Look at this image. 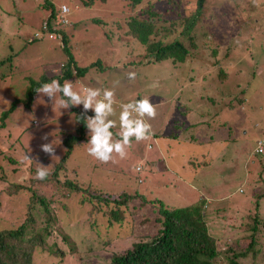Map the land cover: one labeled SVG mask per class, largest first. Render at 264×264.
Masks as SVG:
<instances>
[{
  "label": "rangeland",
  "instance_id": "374dc122",
  "mask_svg": "<svg viewBox=\"0 0 264 264\" xmlns=\"http://www.w3.org/2000/svg\"><path fill=\"white\" fill-rule=\"evenodd\" d=\"M52 1L56 8L59 5L66 8L67 22L75 23L74 27L67 28L69 30L66 31L68 35L67 51L61 49L60 37L54 34H42L39 39H32L31 41L32 33L34 31L39 32L40 23L47 16V11L39 7L41 0H0V59L5 60L11 49L14 54L11 64L5 61L0 64V113L9 109L8 106L13 99L23 98L29 83L28 80L38 81L42 75L47 77L59 76L60 66L66 62V59H72L78 67H89L99 59L102 63L112 67L106 71L125 80V75L117 73L118 68L115 67L117 63H113L115 61H120L119 64L127 63L130 59L129 55L132 53L139 52L136 56H143L142 49H133L135 42L127 33L126 20L133 16H139L142 8L146 5H152L153 9L161 12L162 15L166 9H169L170 13L163 17L167 19L168 24L170 22L176 24L181 21L180 15L184 11L186 13L193 11L197 0H142L132 9L128 7L126 0H105L107 4L103 5L96 1V4L91 8L81 7L78 0ZM201 12L199 21L197 25H194L191 33L193 46L191 47L182 41L184 48L188 51L186 62L204 59L216 85V79L228 76L229 80L224 81L226 86L224 93L226 95L217 97L216 103L218 102V105L216 104L214 107L201 97L197 99V96L193 95L197 91L187 89L186 94L188 96L193 95L192 97L195 98L193 103L197 100L202 101L210 110L220 104L231 103L234 105L235 102L243 98L242 114L244 120L241 125L243 129L240 131L243 132V135L239 137L237 143L245 156L246 168H249L251 164L249 159H255L259 156L254 151L256 140L263 141L264 151V0H255V2L254 0H204ZM144 15L141 14L139 18H145ZM92 19H99V23L102 24L100 26L95 23L86 27L82 26ZM109 29L114 31L113 34L109 32ZM175 29L180 30V25L176 26ZM163 62L165 61L143 67L138 72L142 76L140 80L141 90L146 89V94H156L157 99L160 100L162 98L167 100L168 93L169 99H171L173 92L171 83H174L175 86L179 82L180 85H183L184 80L188 81L186 73L189 72V67L193 71L194 77L200 78L207 73L206 69L195 65L197 62H188V64L191 63L189 67L185 62L177 68L171 61H167L169 63L165 65ZM178 71L183 73L180 78L174 77L173 80L166 77V75L171 77ZM95 73V69L92 68L82 78L72 76L66 80L73 82L75 91H80L84 86L98 88L99 79L105 75V87L114 90L115 104L120 105L121 101H125L121 97L122 89L119 90L118 88L121 83L117 79L115 86L114 83H111V77L106 73L100 75L99 78L92 79ZM192 76L191 79H194L192 82H195L196 80ZM188 84L192 86V83ZM224 85L221 83L220 87ZM158 86L162 87V90L159 91ZM227 96L229 99L225 100ZM57 97H60L59 93ZM130 101L132 100L128 99L125 102ZM239 107L240 105H238ZM73 109L79 113L84 111L82 105L61 109L58 105H52L48 97L41 96L39 98L38 94L35 93L28 107L24 108L22 104L15 106L4 121V128L0 129V229L9 227L10 224L15 226L23 219L27 201L31 197L28 189H32L45 200H50L51 234L46 239V246L55 242L57 247L65 252L64 256L55 257L50 255L47 250L37 249L32 255L33 264H101L100 262L108 255L101 251H93L94 246L89 248L95 238L90 220L94 221L100 232L112 237L108 247L111 249L110 254L123 251V248L119 246L120 243L125 242L123 236L125 227L131 230L132 237L152 236L158 229V225L153 223L151 216L152 221L141 222L147 213L143 216L138 215L136 208L141 206L138 198L130 199L127 207L123 210L125 220L122 222V227H113L111 230L105 229V218L106 211L113 209V206L96 204L89 197L90 194L87 191L94 190L114 195L125 191L126 195L133 196L138 191L135 187L139 185V189H145L143 193L153 195L155 192L146 189L148 177L151 178L156 171L157 175L153 176L156 179L160 177L164 180H171L169 178L173 175L168 170L165 172L159 170L162 159H157V155L153 154L157 150L153 141H150V148L146 146L148 149L146 153L151 154L150 157L154 160L152 168H155V172L151 175L147 169L149 157L138 158L140 161L138 163L139 171H133L138 160L132 155L140 156V148H145L143 143L138 142L137 145H134L131 142L130 147L126 148L127 154L124 158L113 153V159L103 163L88 154V140L85 137L80 143L73 144L69 155L65 158L62 169L57 172L59 181L64 179L72 181L83 190L82 193H68L61 190L59 185L49 180V177L45 180L38 179L36 171L30 170V165L34 166L36 170L39 167L38 163L48 166L50 174L65 153L64 138L66 136H78V132L75 131L78 125L75 122ZM222 109L226 110V107H222ZM181 110H184L183 107ZM88 113L94 115L91 110H88L87 115ZM118 115L119 109L116 111L115 117ZM239 116L236 120L239 119ZM116 120L119 122L118 118ZM117 127H119L118 123ZM117 127L111 129L114 139H119L116 135L119 131ZM232 127L235 129L236 126ZM86 132L88 134V129ZM230 134L233 135L232 130ZM45 135L48 136L47 141L42 139ZM198 136L205 140L207 133L200 131ZM52 140L56 147L55 155L59 157L58 159H51L40 147ZM134 146L137 147L134 149ZM209 148L212 149V152L219 149L217 145H210ZM25 155H29L32 160H25ZM173 156L169 159V164L174 163V160L178 158L174 154ZM237 160L238 158L234 159V161ZM201 161L202 159L198 158L194 160V163L197 164ZM259 169L256 171L259 172ZM223 170L221 169V173ZM189 173H192V169ZM243 174L239 172V180L236 177L224 178L223 184H220L217 181L221 175L218 169L210 167L202 169L201 166L199 175L188 183V190L199 189V186L203 184V186L212 187L215 193L229 189L230 194L244 197L245 192L242 190V185L239 184ZM138 179L143 180L141 185L137 182ZM247 181H249V192L254 194L251 204L259 203V206H255L260 210L264 207V184L252 175L247 178ZM122 187L126 188L123 189ZM159 191L163 193L161 189ZM256 196L260 198V201L254 199ZM232 198L233 196L228 198L227 206ZM217 207L225 208L223 205ZM229 215L237 218L241 216V212L234 211ZM33 216L36 226H45L41 210L36 209ZM210 218L207 217L209 232L222 233L225 222L221 219ZM129 219L132 220L131 224H129ZM227 231L229 233L227 237L241 234L236 227H228ZM63 237L67 238L68 246L61 245ZM225 241L231 242L229 238H226Z\"/></svg>",
  "mask_w": 264,
  "mask_h": 264
},
{
  "label": "trees",
  "instance_id": "16d2710c",
  "mask_svg": "<svg viewBox=\"0 0 264 264\" xmlns=\"http://www.w3.org/2000/svg\"><path fill=\"white\" fill-rule=\"evenodd\" d=\"M96 1L102 5L107 4L105 0H78L81 7L84 8H91L96 4ZM126 1L130 9L142 2V0ZM203 1L204 0H197L196 7L192 12L186 13L184 11L183 14L180 15L181 21L176 24L175 22H170L168 24L167 19L163 17L170 13L169 9H166L164 15H162L161 12L155 11L152 5H146L141 9L140 15L145 14V18L140 19L139 15L130 17L129 20H126L125 26L127 27V33L135 42L133 49H142L143 56H136L139 52L135 54L132 53L129 55L130 59L127 63L119 64L118 62L120 61H115L113 63H117V65H115V67L118 68L117 73L119 75H125V80L121 79V77L113 76L110 72L106 71L112 69V67L102 63L99 59L93 62L89 67H78L74 64L72 59H66V62L60 66L59 76L53 75L47 77L42 75L38 81L28 80L29 83L24 91L23 98L13 99L8 106L9 109L0 113V129H3L4 121L15 106L22 104L24 108L28 107L32 97L36 93L35 89L42 83L51 82V80L56 79L62 84L64 80L72 76L82 78L87 74L89 69L94 68L96 73L92 79H96V77L99 78L100 75L106 73L111 77L110 80L112 84L114 83L115 86L117 85L115 84L116 79L121 83L118 85V88L119 90L122 89L121 97L124 98L125 101L128 99H139L140 97H150L151 102L154 104L156 117L154 119H148V122L151 124L152 134L148 139L139 141L140 144L143 143L145 146L143 149L140 148L139 158L149 157V166L147 167L148 172H150L149 174L152 175L155 172V168H152L154 166V160L151 159V154L146 153V150H148L146 146L149 148L151 146L150 141L157 139V141L162 144L165 142L164 148L167 150L168 147H170L169 151L177 149L176 145H172L174 140L177 143L181 142L184 144L182 149L183 153L178 152L176 155L178 157L177 161L174 160V163L170 164L171 166L175 164L178 166L171 169L174 172L169 178L171 180H164V178L160 177L157 179L154 178L153 176L155 174L157 175V171L151 178L148 177L146 189L155 192L153 194L154 196L143 193L145 189H139V185L135 187L138 191L135 192L133 196L126 195V193H124L125 191L117 195L105 194L94 190L87 191V193L90 194L89 197L94 200L96 204L113 206V209L106 211L105 229L113 230V227H122V222L125 220L123 210L127 207L128 201L132 198H138L141 202V206L136 208L138 209V215L140 214L143 216L147 213L141 222L147 223L148 221H152L151 219L153 218V223L158 225L155 234L142 237H132L130 233L131 230L125 227V233H128H124L125 242L120 243L119 246L123 248V251L110 254L111 249L108 247L112 241V237L100 232L99 227L93 220H90V225L94 231L93 236H95V238L89 245V248L94 246L93 251H101L108 255L107 258H104L100 262L101 264H222L224 262L226 264H264V207L258 210L255 205L259 206V203L255 205L251 204V199L254 194H251V191L249 192V181H247L245 177H242L241 180L244 184V197H242V195L237 197L238 195L230 194L229 189L215 193L210 186H203V184L199 186V189L188 190V183L195 179L196 176H198L197 171L201 170V168L195 169L196 167H214L221 172V169H229L232 163L235 164L232 154H234V148H239V145L235 135L231 136L230 134L233 129L231 125L229 126V122L233 121L235 117H230L231 114L238 113L237 109L232 110L233 107L238 106L240 104L239 102L243 103V98L238 95L241 100L235 102L234 105L231 103H227V105L220 104L218 107L213 108L212 112L202 101L197 100L193 103L195 98L192 96L196 95L197 99L198 97L203 98L206 102H209L212 107L216 104L218 105V102L216 103V101H218L217 97L225 94L224 91L226 86L224 85V81L229 80L228 76L222 79L215 78L217 81L216 85L213 75L210 69L207 68L204 59H195L186 62L188 51L184 48L182 41L186 42L191 47L193 46V35L191 33L194 25H197L199 17L202 14L201 6ZM39 5L41 9L47 11V16L42 19L39 32L34 31L32 33L31 41L34 39V34L41 35L47 32L59 36L62 42L61 49L67 51L66 41L68 35L66 31L74 27L75 23L71 21L67 22V14L64 15L66 23H62L63 19L58 14L60 5L56 8L52 0H41ZM94 23L99 26L102 24L99 23V19H92L90 22L87 21V23L82 24V26L86 27ZM179 25L180 30H176L175 27ZM109 32L113 34L114 31L109 29ZM9 49H11L10 46ZM11 51L12 49L5 60L0 59V64L4 61L11 64L14 56ZM122 60L125 61L124 59ZM162 61H165L163 65L171 61V63L175 65V68L185 62L188 67L189 64L191 65V63L188 64V62H197L195 65L201 66L204 70L206 69L207 73L197 78V76L194 77V73L189 67V72L186 73L188 75V81L184 80L183 85H180L179 82L175 86L174 83H171L173 85V90L171 89L173 91L170 97L171 99H169L168 93L167 100H165V98L160 100L157 99L156 94H146V89L141 90L140 80L142 76H140L138 72L143 67L161 63ZM129 72L136 73L134 80L128 78L127 74ZM182 74L183 73L178 71L173 74V76L170 77L166 75V77L174 80V77L180 78ZM191 76L195 78V82H192L194 79H191ZM99 80L98 88H108L105 87V75ZM189 82L195 84V90L188 84ZM221 83L224 86L220 87ZM157 89L160 91L162 87L158 86ZM187 89L197 92L192 96H188L186 94L188 92L186 91ZM167 90L169 91V89ZM61 95L62 94L59 93V96ZM125 95H127L126 98ZM118 99L121 100V98ZM227 99H229L228 96L225 100ZM125 101L123 100L121 103H126ZM181 107H183V111H181ZM222 107H226L227 111L222 109ZM114 109L115 112L118 109L119 112L121 110L119 105L116 104L114 105ZM73 111L75 122L78 125V128L75 130L78 132V136H66L64 138L63 146L65 147V153L63 158L59 160L48 177L50 178L49 180L59 185L61 190L68 193H82L83 190L72 181L67 179L59 181V176L57 174L58 170L62 169L65 158L69 155L73 144L76 142L80 143L85 137L87 140L89 139L86 132L87 128L83 120H78V117H80L82 113L77 112L75 109H73ZM221 112L223 113L220 114ZM88 116L92 115L88 113ZM110 118L116 120V118H119V115L117 117L111 116L109 119ZM116 122L119 124L118 120H116ZM188 129L192 130L188 132ZM200 131H205L207 133V138L205 140L200 139L198 136ZM179 134H186L183 141L176 138ZM221 137L223 139H221ZM159 139L165 140L161 141ZM131 142L134 145L138 143L134 138ZM210 145H217L219 149L216 152H212V149L209 148ZM136 147L137 146H134V149ZM153 154L158 155L156 151H154ZM183 154L185 161H183ZM170 158L171 157H169V159ZM198 158H201L202 161L195 164L194 160ZM157 159H160V157L157 156ZM254 162L257 167L260 168L259 172H256L254 177L264 184V151L254 159ZM250 163H252V160ZM190 168L193 170L192 173H189ZM164 169V166L161 165L159 170ZM30 170L35 172L36 168L30 165ZM243 173L245 174L246 172ZM139 180V184L141 185L143 180ZM159 189H161L163 193H160ZM198 190L200 193H198ZM28 192L31 193V197H29L27 201L23 219L15 226L10 224L9 227L0 229V264H33L32 255L37 249L47 250L50 255L55 257L65 255V252L60 250L55 242L49 246L45 244L46 239L51 234L49 223L51 219L49 215L50 200H45L44 197L36 194L32 189H28ZM247 192L249 193L247 194ZM230 196H233V198L227 206L226 202L229 201L228 198ZM254 199L260 201V198L257 196ZM218 205H223L225 208H218ZM213 208L216 209L212 210ZM36 209L41 210L43 213L45 226H36L33 216ZM234 211H237V213L241 212V216L237 218L231 217L229 214L234 213ZM208 216L209 218L212 217L210 219H221L225 222L222 233L214 234L209 232L207 225ZM128 221L129 224H131L132 220L129 219ZM228 227L238 228L241 234L235 236L229 235V237H227L229 234L227 231ZM226 238H229L231 242L227 243L225 241ZM61 245H69L67 238H62Z\"/></svg>",
  "mask_w": 264,
  "mask_h": 264
},
{
  "label": "clouds",
  "instance_id": "9594fccd",
  "mask_svg": "<svg viewBox=\"0 0 264 264\" xmlns=\"http://www.w3.org/2000/svg\"><path fill=\"white\" fill-rule=\"evenodd\" d=\"M127 75L130 80H134L136 77L135 72H129ZM192 87L194 88V90L196 89L195 84L193 83ZM35 92L38 94L39 98L41 96L48 97L51 100L52 105H58L61 109H68L70 107H77L80 105L83 106L84 111L81 116L78 117V120L82 119L83 123L88 129L89 139L87 142V152L89 155L93 156L94 158L103 163H107L112 160L113 153H116L120 158H124L127 154L126 148L130 147L133 138L137 142H139L148 139L152 134L151 124L148 122V119H154L156 117V109L154 104L151 102L150 97H140L139 99H134L128 103H121L119 105L121 109L118 118L119 131L116 134L119 139H114L113 132L111 131V129L117 127V122L116 120L109 119V117L116 115L115 109L113 107V105L116 103L115 92L113 89H100L84 86L81 88L80 91H75L73 82L65 80L63 84H61L59 80L53 79L51 80V82L42 83L38 88L35 89ZM58 93L62 94L59 98L57 97ZM239 103V105H241L239 107L241 111H238L237 114H231L230 116H235L233 122L236 121V118L240 115V112H243V103ZM239 108L238 106H236L233 107L232 110H239ZM88 110H91L94 115L88 116ZM212 111L213 109L211 110V112ZM225 111H227V109ZM238 120H242L241 115L239 116ZM230 125L231 122H229V126ZM235 129L237 130V132H239L238 126H236ZM242 129L243 126L240 128V131ZM233 135L235 134L233 133ZM238 135L240 134L238 133ZM42 139L47 141L48 136L45 135L42 137ZM153 142L154 145L157 146V150L155 151L158 153V145L155 141ZM255 143V153H262L263 141L256 140ZM40 147L45 154H48L51 157V159L59 158L55 155L56 147L54 146L53 140L50 143L42 144ZM132 157L137 158V160L139 158L133 155ZM24 159L32 160L29 158V155H25ZM251 160V167L247 168L246 173L243 174V177H245L246 179L248 177L250 178L251 175L254 177L257 172L256 170L258 169L256 163L254 162V159L250 158L249 162H251ZM139 162H137V165L136 167H134L133 171H139ZM38 165L39 167L36 170V177L40 180H44L49 175L48 166L46 167L39 163ZM198 168L201 167H196L195 169ZM237 179L239 180V176L237 177ZM137 182L140 183V180L138 179ZM239 184L242 185V190H244V184L241 181ZM122 188L125 189L126 187ZM103 193L108 194L106 192Z\"/></svg>",
  "mask_w": 264,
  "mask_h": 264
},
{
  "label": "crops",
  "instance_id": "0c3cea01",
  "mask_svg": "<svg viewBox=\"0 0 264 264\" xmlns=\"http://www.w3.org/2000/svg\"><path fill=\"white\" fill-rule=\"evenodd\" d=\"M241 106V105H240ZM238 111H241L240 110V108H239V110ZM223 112H221L220 114H222ZM240 115H241V117H242V120L241 121H239L238 119L235 121V122H233V121H230L231 122V126H238V129H239V132H237V130L236 129H234L233 131H234V134H235V137L237 138V139H239V136L242 134L243 135V132H241L240 133V127H241V125H242V123H243V120H244V115L242 114V112H240ZM186 123H190V122H186ZM192 129H188V132H190ZM221 132H223L222 130H220ZM223 133H225V132H223ZM238 133L240 134V135H238ZM237 135V136H236ZM177 139H179L180 141H183L184 140V134H179L177 137H176ZM221 139H223L222 137H221ZM159 140H165V139H159ZM153 141H155L156 143H157V145H158V155L157 156H159L160 158H161V154H162V161H161V163H162V165L164 166V171H166V170H168V171H170L172 174H174V172L171 170L172 168L174 169V168H176V167H178L176 164L174 165V166H171L169 163H168V161H169V157H174L173 156V154L174 155H177V153L178 152H182V149H183V146H184V144L183 143H181V142H179V143H177V142H175V140H174V142L172 143V145H176V150H171V151H169V148L170 147H168V149L166 150L165 148H164V144H166L165 142H164V144H162V143H160L159 141H157V139L156 140H153ZM176 153V154H175ZM183 153V152H182ZM183 156V158H184V160L183 161H185V157H184V154L182 155ZM233 156H234V159H236V158H238V160L237 161H234V159H233V161L235 162V164L234 163H232V166L229 168V169H227V168H225L224 170H223V172L221 173L220 172V176L217 178V181H219L220 182V184H222V182H223V180H225L226 178H229V177H238L239 176V172H241V173H243V172H245L246 171V159H245V156H244V154H243V152L240 150V148H237V149H235L234 148V154H233ZM178 159V158H177ZM177 159H175L176 161H177ZM137 162H139V161H137ZM205 168H207V166H204L202 169H205ZM212 168H214V167H212ZM191 169V168H190ZM189 169V170H190ZM197 171V170H196ZM201 171V170H200ZM200 171H197L198 172V174L197 175H199V172ZM192 172H193V170H192ZM221 176H222V180L220 181V179H221ZM225 178V179H224ZM211 189H212V187H211ZM213 190V189H212ZM214 191V190H213Z\"/></svg>",
  "mask_w": 264,
  "mask_h": 264
},
{
  "label": "built area",
  "instance_id": "2783aa9c",
  "mask_svg": "<svg viewBox=\"0 0 264 264\" xmlns=\"http://www.w3.org/2000/svg\"><path fill=\"white\" fill-rule=\"evenodd\" d=\"M59 14H60V17L63 19V21H62V23L64 22V23H66V21H65V19H64V15H65V13L67 12L66 11V8L64 7V6H60L59 7ZM43 27H44V25H43ZM42 27V28H43ZM46 35H51V34H49V33H45ZM42 35V34H41ZM41 35H39V34H34L33 35V37H34V39H39V37H41Z\"/></svg>",
  "mask_w": 264,
  "mask_h": 264
}]
</instances>
